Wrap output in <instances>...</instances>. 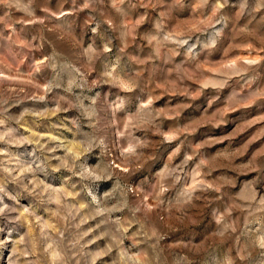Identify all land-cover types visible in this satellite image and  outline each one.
<instances>
[{"label": "rangeland", "instance_id": "obj_1", "mask_svg": "<svg viewBox=\"0 0 264 264\" xmlns=\"http://www.w3.org/2000/svg\"><path fill=\"white\" fill-rule=\"evenodd\" d=\"M0 264H264V0H0Z\"/></svg>", "mask_w": 264, "mask_h": 264}]
</instances>
